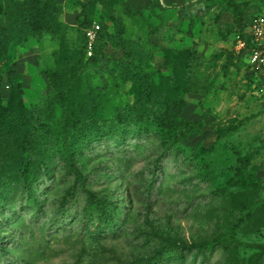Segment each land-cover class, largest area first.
<instances>
[{"label":"rangeland","instance_id":"obj_1","mask_svg":"<svg viewBox=\"0 0 264 264\" xmlns=\"http://www.w3.org/2000/svg\"><path fill=\"white\" fill-rule=\"evenodd\" d=\"M235 1L220 27L228 0H0V264H264V82L239 25L264 0Z\"/></svg>","mask_w":264,"mask_h":264},{"label":"trees","instance_id":"obj_2","mask_svg":"<svg viewBox=\"0 0 264 264\" xmlns=\"http://www.w3.org/2000/svg\"><path fill=\"white\" fill-rule=\"evenodd\" d=\"M94 1H96V0H90V2H94ZM243 4H244L243 2H237L235 0H228V2H227L228 7L230 6L231 9L233 10L232 14L234 16H237L236 20H239L237 8L242 6ZM79 16L82 17V20L79 23V25H80V29L84 31L83 46L86 48V41L87 40H86L85 30L87 28L91 27L94 23L93 24L90 23L88 17L83 13H80ZM114 19H115V17H114ZM115 20H117V19H115ZM239 25L242 27L241 29H242V32L244 35V39H247V37L244 33L246 22L244 20L240 21ZM100 26H101V24H100ZM103 39H104V35L102 32V27H101V29L98 32L97 40L95 43L94 56H96L101 51ZM249 44L250 43L248 41V45ZM248 47H250V45ZM86 53H87V51L85 50L84 54H86ZM91 58L94 60L95 57L91 56ZM189 63L193 64V61H189ZM10 79H12V81L16 83V88L18 89V91L22 92V85L16 79L15 70L13 71ZM172 79L174 80L175 76H172ZM174 82H177L175 85V89H176V91H178L181 87L179 80L175 79ZM189 90H190V88L187 87V91H189ZM172 103H173L172 114L168 118L163 117L164 130L161 133L162 137H163L162 143L164 146H167V147H171V146L181 142L182 140H184L188 136L187 133L181 129V126L184 123L183 120L178 119V116L181 114L182 109L185 106V101H183V100L173 101ZM67 154H68V152H67ZM69 159H70L71 169L75 173L77 182L80 184V186L83 188V190L89 194V199H91V200L95 199V194L86 187L87 176H85L83 174V172L75 165L71 156H69ZM23 174H24V178H25V184L29 186L32 179H31V176H30V173H29V170L27 167L24 168ZM223 244L226 247H230L232 245V242L227 241V240H223ZM198 247H200V248L205 247V244L196 245L194 243H191L190 245H188V248H190V249L198 248Z\"/></svg>","mask_w":264,"mask_h":264},{"label":"built area","instance_id":"obj_3","mask_svg":"<svg viewBox=\"0 0 264 264\" xmlns=\"http://www.w3.org/2000/svg\"><path fill=\"white\" fill-rule=\"evenodd\" d=\"M101 26L95 22L85 30L86 51L89 56L94 54L95 43ZM244 33L247 37L245 44L249 47V61L253 72L264 82V11L252 16L246 23ZM249 41V45H248Z\"/></svg>","mask_w":264,"mask_h":264},{"label":"crops","instance_id":"obj_4","mask_svg":"<svg viewBox=\"0 0 264 264\" xmlns=\"http://www.w3.org/2000/svg\"><path fill=\"white\" fill-rule=\"evenodd\" d=\"M221 16H222V21H220V25H219L220 27L221 26L223 27L224 23L227 24L229 21L233 20V18H234V16L232 15V13H230L228 10H225L224 12H222ZM251 18H252V16L246 17L244 19V21L247 23V22H249L251 20ZM218 28H219L218 26H215L216 32L215 33H212L211 32L213 35L210 33L211 35H208L207 38L208 39L214 38V37L217 38V36H218L217 34L219 32L218 31ZM212 29H214V28L212 27ZM204 49L206 50L205 53L207 55H209V54L215 52L216 47L215 46H212V45H205L204 46Z\"/></svg>","mask_w":264,"mask_h":264}]
</instances>
